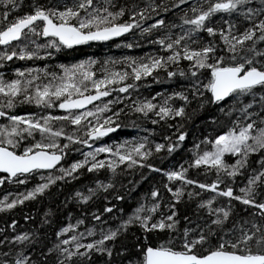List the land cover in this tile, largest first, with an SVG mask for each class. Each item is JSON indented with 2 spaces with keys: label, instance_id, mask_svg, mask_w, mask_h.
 Returning a JSON list of instances; mask_svg holds the SVG:
<instances>
[{
  "label": "snow or ice",
  "instance_id": "1",
  "mask_svg": "<svg viewBox=\"0 0 264 264\" xmlns=\"http://www.w3.org/2000/svg\"><path fill=\"white\" fill-rule=\"evenodd\" d=\"M22 4L0 0V67L14 58H50L62 48L109 41L136 29L154 35L147 42L158 47L144 57L108 58L99 68V61L90 57L61 63L59 70L34 65L15 67L9 77L0 73V173L6 174L0 175V185L27 184L39 177L31 188L0 198V212L13 211L53 186L63 187L59 182L110 173L65 198V204L81 206L82 216L60 227L52 240L40 226L17 231L16 220L10 232L0 228V264H264V0H31L30 10L9 20ZM171 9L180 13L179 23L161 15ZM162 74L187 82L166 95L131 99L139 82L148 77L158 82ZM124 100L129 103L118 107ZM25 103L43 114L10 111ZM207 105L216 106L220 115L209 119L220 130L192 145L187 166L158 167L152 158L181 147L188 137L183 122ZM128 113L153 124L163 122L175 135H165L163 142L145 136L94 146L123 127L122 115ZM74 145L90 150L67 166L61 164L69 150H80ZM229 155L234 159H226ZM202 166L214 173L211 182L187 174ZM143 169L163 173L170 196L165 199L161 188L153 187L131 212L116 217V225L105 227V213L124 209L112 203L103 211L85 206L100 196L125 200L114 193L118 184L124 187L118 178L140 172L145 179ZM238 177H244L241 184ZM129 183L135 187L138 181ZM202 191L209 195L205 198ZM51 215L49 209L41 224H50ZM88 215L97 223L80 231ZM133 227L141 238L130 248L122 238Z\"/></svg>",
  "mask_w": 264,
  "mask_h": 264
},
{
  "label": "trees",
  "instance_id": "2",
  "mask_svg": "<svg viewBox=\"0 0 264 264\" xmlns=\"http://www.w3.org/2000/svg\"><path fill=\"white\" fill-rule=\"evenodd\" d=\"M37 2L44 4H53V3H71L72 0H37ZM159 3L160 0H157ZM170 3L171 0H168ZM31 3V0H23V4L20 9L14 10L12 14L9 15L8 19H12L13 15L20 14L23 11L30 10L28 5ZM2 10V9H0ZM174 19L172 21L174 23H179V15L177 9L170 10ZM166 18V15L161 13ZM146 20L143 23L145 26L153 23L154 19ZM167 20V19H166ZM171 21V20H169ZM173 32L179 31V29H172ZM149 39H154V35L149 34H141L139 29L135 30V34L128 33L122 38L111 39L109 41L102 42H90L83 45H78L73 48H62L59 51H56L55 54L50 58H41L35 60H19L14 58L12 62V66L9 64L4 67H0V73H3L6 77L13 75L10 71L15 67H31L34 65L44 66L47 65L50 70H59L58 65L61 63L71 64L75 63L79 60L86 58H96L99 63L96 65L97 68L100 67L105 60L108 58L119 59L121 57L133 56V57H144L146 54L154 53L157 50V45L153 43H148ZM43 42V38L40 41ZM135 42V46L132 48H128L127 43ZM48 51H54L53 49H48ZM126 66L118 64L117 67ZM153 82V83H152ZM153 81L151 77H148L147 80H142L139 82L141 87L137 90V92L133 93L131 99H136V96L139 95L143 97H151L155 96L157 92L168 94L174 90L180 89L183 85L186 84L185 78H174L169 79L161 75V80ZM164 82V83H161ZM117 95L116 93L112 94V98ZM123 96L124 94H120ZM160 97H157L159 100ZM129 103V100H124L121 104H118V107H123L125 104ZM17 114H24L27 112H37L43 114L41 109L37 108V106L33 104H19L14 109L10 110ZM45 111H52L54 114H62L58 109H47ZM127 112V109L125 110ZM190 111V109H189ZM220 114L217 112L215 105H207L203 110H200L194 114H192V118L190 120L184 121V128L182 130H187L188 137L183 142L181 147L177 148L172 153L161 152L160 154L155 155L152 160L153 162L160 168L163 169H172L178 168L179 165L184 164L187 166V162H189L193 157L192 145L202 140L205 135L209 133H214L217 130H220L219 125H214L212 121L209 119L211 116H219ZM179 119V118H177ZM3 119L1 118L0 123H3ZM123 127L117 129L113 134L108 137L102 138L101 140L96 142L98 146L100 143H108L112 144L115 142H122L123 140H131V139H139L141 137L147 136L150 141H158L163 142V137L165 135H175V129L169 128L167 125L163 124H153L151 120L143 119L139 117V114L128 113L127 115H122L121 121ZM61 123H66L62 121H56V124L59 125ZM169 123L175 124V121H170ZM75 127L72 125H68V129ZM74 147L79 148V151L69 150L68 154L64 157L62 162L63 165H69L73 160L81 159L82 152L90 150L87 146L82 145H74ZM203 147V145H202ZM103 155V154H101ZM226 159L229 161L234 158L226 156ZM255 156H253V160ZM143 173L145 174V179H140V172H136L134 175H124L121 178V183H123L124 187H121L120 184L117 185L114 193H119L125 196V200L119 201L115 199V195H113L110 201L104 200L103 196H100L94 200L90 205L85 206L89 209L100 208L103 211V206L107 203H112L117 205L118 208H123L124 212H117L116 209L113 210L112 214L105 213L102 216V220H107V224L104 225L107 227L108 225H116L118 223V219L116 217L123 216L129 212H131L139 202H142L146 193L153 187H160L162 193L164 194L165 199H167L170 194L166 192L163 187L164 182H166V176L163 173H157L148 169H143ZM57 174H59L57 172ZM190 177L199 179L205 182H211L215 175L213 172L205 171L204 167L200 168H189L187 173ZM110 173L106 171H101L100 173H86L84 176H81L77 180L70 181L68 183L59 182L63 184V187L53 186L50 192L45 193L44 195L38 197L37 199L26 201L24 205L18 206L15 210L9 212H0V228H4L5 232H10V225L12 220L17 221V231L30 230L33 229L34 226H40L42 231L47 233L48 239L52 240L53 234L55 231H58L60 227L66 226L68 223H75L76 219L82 216L81 206L76 204L73 201H69L65 204V198L70 197L72 192L77 189H83V186L86 184H90L94 181V179L99 178L101 180H105ZM136 180L138 183L133 187L129 181ZM244 180V177L237 178V184H241ZM39 177L33 176L31 180L27 182V184H17L11 181H6L3 185H0V198H3L4 195L8 193H19L25 191L26 188H31L34 182H38ZM127 189H131V191H127ZM202 195L206 198L209 195V192L202 191ZM179 207L183 209V204ZM52 210V215L49 217L51 220L50 224H41V222L45 219V214ZM25 216H31V220H25ZM97 222L92 220L91 215H88L84 225H80V231H83L85 227L95 225ZM183 223V222H182ZM92 237H88L91 239ZM141 238V231L133 227L131 232L127 234L126 237L122 238L123 242L127 244L130 248L136 242L137 239ZM134 250V249H133Z\"/></svg>",
  "mask_w": 264,
  "mask_h": 264
},
{
  "label": "bare ground",
  "instance_id": "3",
  "mask_svg": "<svg viewBox=\"0 0 264 264\" xmlns=\"http://www.w3.org/2000/svg\"><path fill=\"white\" fill-rule=\"evenodd\" d=\"M181 7H183V6H181ZM163 14H165L166 15V19L169 21V20H171L172 21V19H174V17L172 16V14H171V12L170 11H168V12H166V13H163ZM173 22V21H172ZM122 38V37H121ZM95 43H96V41H94ZM100 42H102V41H100ZM90 43V42H89ZM3 48V46H0V49H2ZM12 62L13 61H11V62H8V64H9V66H12ZM153 83V82H152ZM157 83V82H156ZM161 83H164V82H161ZM60 112H62L61 110H59ZM0 120H1V118H0ZM114 133V132H113ZM113 133H111V134H113ZM111 134H109V136L111 135ZM108 137V136H107ZM64 160V159H63ZM63 162V161H62ZM62 164V163H61Z\"/></svg>",
  "mask_w": 264,
  "mask_h": 264
},
{
  "label": "water",
  "instance_id": "4",
  "mask_svg": "<svg viewBox=\"0 0 264 264\" xmlns=\"http://www.w3.org/2000/svg\"><path fill=\"white\" fill-rule=\"evenodd\" d=\"M126 34H128V33H125L124 35H122V36H120V37H115V38H113V39H117V38H121V37H123V36H125ZM75 47V46H74ZM105 99H107V98H105ZM88 107H91V105H89ZM62 112H63V110H61ZM111 134V133H110ZM109 136V135H108ZM107 137V136H106ZM103 138H105V137H103ZM63 161V160H62ZM62 161L60 162V163H62ZM0 175H6V174H4V173H0Z\"/></svg>",
  "mask_w": 264,
  "mask_h": 264
}]
</instances>
